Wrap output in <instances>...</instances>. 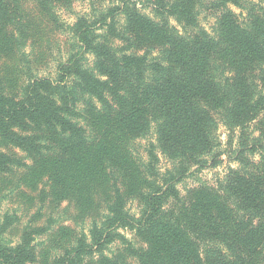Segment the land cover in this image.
<instances>
[{
  "label": "trees",
  "instance_id": "trees-1",
  "mask_svg": "<svg viewBox=\"0 0 264 264\" xmlns=\"http://www.w3.org/2000/svg\"><path fill=\"white\" fill-rule=\"evenodd\" d=\"M33 1L56 23L55 11L76 0ZM19 2L0 0V24L11 22L13 41L22 34V17L12 10ZM222 2L238 5V0ZM119 7L124 25L114 37L125 40L126 48H116L87 20L78 19L71 31L82 52L93 56L91 69L72 55L58 66L55 80L28 78L19 93H8L0 80V174L20 169L34 176L40 171L52 177L53 186L66 189L80 185L74 174L96 171L104 177L108 170L121 180L132 177L131 195L141 205L138 218L124 211L116 182L108 216L102 228L93 230L92 245L101 251L114 240L111 229L129 228L141 246L102 256L99 264H131L129 259L137 264H263V146H258L262 153L250 150L261 153L259 162L245 163L239 156L240 168L230 169L216 188L192 190L187 203L176 183L193 166L217 164L219 123L244 134L249 124L264 120V17H252L242 26L226 12L213 36L204 31L183 36L168 20L193 27L196 0L162 5L159 22L129 0H120ZM4 45L0 60L11 52ZM143 49L157 50L159 57L140 55ZM152 129L156 139L148 146L147 163L130 174L136 163L128 143ZM157 150L172 165L163 174L154 167ZM2 231L0 264H36L31 241L40 230L26 231L15 246L1 240ZM79 257L80 251L65 254L53 264H80Z\"/></svg>",
  "mask_w": 264,
  "mask_h": 264
},
{
  "label": "rangeland",
  "instance_id": "rangeland-1",
  "mask_svg": "<svg viewBox=\"0 0 264 264\" xmlns=\"http://www.w3.org/2000/svg\"><path fill=\"white\" fill-rule=\"evenodd\" d=\"M172 1L129 0L141 14L154 22L160 21L158 12L162 11L161 6ZM119 6L120 0H76L70 7L55 11L56 23L40 12L33 0H20L15 7L12 6V10L22 17V34L15 35L17 41L10 40L13 29L11 22L0 24V44L6 43L11 50L0 60V80L8 93H19L28 78L55 80L58 66L72 55H77L86 67L92 68L93 56L82 52L71 31L78 19L87 20L96 34L113 42L116 48H126L128 43L125 40L114 37L121 33L124 25L120 9L116 10ZM226 12L234 14L237 21L245 26L252 17H264V0H238V5L224 3L222 0H196V22L193 27H183L173 19L168 21L183 36L201 31L213 36L218 20ZM137 52L140 55L159 57L157 50L143 49ZM82 102L76 104L79 113H82ZM262 136V117L249 124L244 134L240 130L228 131L219 123L216 131L217 164L211 166L208 163L202 168L193 166L176 183L181 199L187 203L189 193L200 186L216 188L225 181L230 169L240 168L239 156L245 163L259 162L262 151L258 146L264 147ZM255 138L259 141H255ZM155 139V131L152 129L147 135L128 143L127 148L136 163L128 171L130 174H134L133 169L139 172L142 170L141 165L148 160V146L155 144ZM253 147L261 153H251ZM17 153L28 166L32 165L23 153ZM155 153L158 157L155 170L163 174L172 165L158 150ZM105 174L104 177L96 171L82 176L74 174L75 181L80 185L73 184L69 189L53 186L52 177L42 175L40 171L34 176L20 169L8 175L0 174L1 240L9 246H15L20 243L26 231L40 230V233L32 235L31 241L36 264H53L57 258L65 254L76 255L79 251L80 264H99L102 256L110 257L128 245L140 247L135 232L129 228L111 229L109 232L113 237L110 240H114L104 244L101 251L92 245L93 230L95 227L102 228L108 216L112 186L116 182L124 195V211L138 218L141 210L138 197L131 195L135 189L132 177L125 181L116 173L108 174V170ZM58 179L63 180L64 177ZM128 261L137 264L134 259Z\"/></svg>",
  "mask_w": 264,
  "mask_h": 264
}]
</instances>
